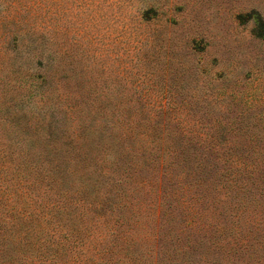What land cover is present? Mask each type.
<instances>
[{"label": "rangeland", "instance_id": "obj_1", "mask_svg": "<svg viewBox=\"0 0 264 264\" xmlns=\"http://www.w3.org/2000/svg\"><path fill=\"white\" fill-rule=\"evenodd\" d=\"M18 172L0 216L51 217L19 242L48 264H90L65 235L98 214L113 264H264V0H0V182Z\"/></svg>", "mask_w": 264, "mask_h": 264}, {"label": "trees", "instance_id": "obj_2", "mask_svg": "<svg viewBox=\"0 0 264 264\" xmlns=\"http://www.w3.org/2000/svg\"><path fill=\"white\" fill-rule=\"evenodd\" d=\"M160 157V156H159ZM173 158H177V155H174ZM166 158L161 159L160 162L165 161ZM173 162H167L164 164L165 169H168ZM180 163V162H176ZM55 178V176L53 177ZM25 180H27V176L17 173L15 183H7V182H0V204L1 202H5L8 206H10V201L4 199L5 198H11L13 193H16V196L18 195H24L31 193L29 189H27V186H29V183H27ZM17 210L15 209L14 204H12V207L5 210L4 215L0 216V254L1 256V263L0 264H48V262H51L59 253L55 252L52 254V256H48L47 259L43 258L44 254L43 251L39 254H29L24 251L20 245L19 242H24L27 244H30L29 242V236L28 231L23 229V226L26 222H28L32 217L35 219L43 220L40 223V226H43L42 224H45L47 226V223L50 222L51 217H48L46 214H16ZM86 215V214H85ZM167 215L169 214H162L161 217L165 218L166 221ZM204 214H195L191 219L184 220L186 222L187 227L192 228L195 226L194 223H196L195 219L198 218V220H201L203 218ZM121 220V219H120ZM158 220V218H156ZM139 220L138 219H132V221L129 223H126L128 225L126 230H132L134 229V226L137 224ZM109 222V218L107 217V214H98L97 217L94 219V222L91 223L89 228H83L81 232H83V235L86 236L85 240H80L78 238L70 237L69 235H65L67 239H71L72 243H80L82 245H86L84 247V257L88 258L90 261H92L90 264H113L111 261L113 260V255H118L123 252L122 247H118V244L113 241L109 246H101L102 242L105 240L106 233L99 234L97 233V228L99 226V223L101 224H107ZM116 223H118V219L115 220ZM124 223V219L121 220L119 223L120 225ZM111 229L107 231L109 235H115V240H119L120 238L124 237L122 241L126 245V252H125V259L128 258L127 261L131 260L134 257V260L138 259V255H135V249H133V243L134 240L131 236H125L123 235V232L125 230H120L118 226L116 225H110ZM182 229V228H181ZM35 232H41V234H44L46 232L39 231L35 229ZM97 233V234H96ZM48 236L45 239V242L48 243V237L49 234L46 233ZM243 238L240 240H237V242L243 241L241 243H244V239L248 237V234L245 233L242 235ZM97 237V238H96ZM94 239V240H93ZM98 240L96 245H91L93 241ZM41 241L40 239L37 240V242ZM15 244V245H14ZM88 246V249H87ZM11 248L13 252L6 254V252ZM66 248V245L57 246L58 250H64ZM20 251L22 252V255L20 256L18 253ZM91 252V254H89ZM4 253V254H3ZM175 257H177V252L172 253ZM96 255V256H95ZM123 255V256H125ZM135 255V256H134ZM141 255L139 256V258ZM83 258L81 261L86 262V259ZM122 258V256H121ZM125 260L124 259H118L115 264H123ZM129 264V262H128Z\"/></svg>", "mask_w": 264, "mask_h": 264}]
</instances>
